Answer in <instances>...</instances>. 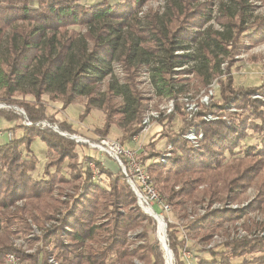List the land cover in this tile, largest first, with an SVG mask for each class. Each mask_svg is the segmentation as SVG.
<instances>
[{"label": "trees", "instance_id": "16d2710c", "mask_svg": "<svg viewBox=\"0 0 264 264\" xmlns=\"http://www.w3.org/2000/svg\"><path fill=\"white\" fill-rule=\"evenodd\" d=\"M148 1L0 0V104L8 107L0 109V118L15 124L10 129L13 139L5 145L0 140V264H8L7 255L26 264H50V258L56 264H134V258L164 264L160 243L148 239L147 226L156 229L155 220L138 206L120 170L112 172L90 156L81 158L78 149L87 145L71 138L78 131L56 113L50 114L43 100L49 95L65 110L83 98L81 120L94 109L104 114L103 127L95 130L100 138L108 137L117 117L123 118L126 126L120 142L125 146L141 133L150 109L136 83L146 72L155 97L174 102L168 121L178 114L183 122L177 132L166 135L172 151L165 164L159 161L162 153L155 150L154 141L141 155L160 196L186 217L192 205L236 201L240 187L255 183L258 195L250 208L259 209L263 217L245 227L264 230V100L250 95L259 92L264 98V84L236 88L232 66L225 61H232L239 45L246 46L243 39L251 47L264 42V17L257 18L254 12L255 1L264 4V0L221 3L223 30L210 27L201 32L188 29L210 23V1L170 0L164 12L143 17L138 8ZM180 74L193 75L206 95L214 82L220 86L219 96L201 104L192 121L180 102L190 97V80ZM16 95L32 96L33 101H16ZM208 114L217 119H203ZM193 126L203 134L197 147L184 138ZM251 134H258L260 141L247 145ZM36 139L47 146L38 178L32 176L39 163L31 149ZM90 164L99 167L105 186L93 182ZM19 201L25 205L11 211ZM243 212L209 210L186 226L208 252L200 264H232L236 259L264 264V237L227 238L219 250L206 249L213 235ZM136 228L143 230L139 239L145 241L132 248L127 234ZM180 232L168 223L175 264H182L181 249L186 247ZM15 238L25 240L27 249L16 247Z\"/></svg>", "mask_w": 264, "mask_h": 264}, {"label": "rangeland", "instance_id": "374dc122", "mask_svg": "<svg viewBox=\"0 0 264 264\" xmlns=\"http://www.w3.org/2000/svg\"><path fill=\"white\" fill-rule=\"evenodd\" d=\"M83 1L86 4H97V3H101L104 0H83ZM110 1L112 3H116L117 1H120V0H110ZM169 1L170 0H149L148 2L142 4L138 8V11L140 14H142L141 16L143 17L150 13H154L155 11L164 12L166 6H168L169 4ZM207 1H210L212 5L210 7V11H212V13H210V16H212V20L210 21L209 24L205 23L204 25L200 27L192 26L188 30L192 32H195V31L201 32L210 27L214 30H223V28H221L220 26L221 20H219L220 18L219 8H220L221 3L227 4V0H198L197 2H195V4H201ZM254 5H255L254 7L255 16L257 18L264 17V4L262 2L255 1ZM248 25H249L248 27L250 28L249 29L247 27L248 30H250L249 32H252L251 27L253 25V22L249 21ZM75 29L80 30L79 27H75ZM243 42H244V45L246 44V46L243 47L239 45L237 47L238 50L236 54L234 55L232 61L225 60L226 64L229 63V65L231 64L232 66L231 73L234 79L235 87L236 88H248V87L253 88V87L261 86L264 84V42L254 47L250 46V43L248 42V40L243 39ZM116 71H117V74L120 76V78L123 77V70L121 69L120 66H116ZM185 75L187 74H184V75L180 74L179 76L183 77ZM187 76L191 84L188 87V90H189L188 94H190L189 98L191 100L190 103L191 102L193 104L196 103L199 108L198 111H200L202 107L201 104H203L202 102H204L205 104V101H206L205 91L202 90V86L199 84V81L193 75H187ZM146 78H148V72H146L144 74V77H142L141 79L139 77L140 83H138V80L136 81L138 90L141 92L146 102H149L150 108L152 109L154 108L156 110H160V107L166 108L168 106L167 104H169L170 101L161 100L159 98H156ZM105 87H106V84L102 86V89H105ZM219 90H220L219 84L215 85V87L213 88V94L211 96H216V97L219 96ZM250 95L253 99H263L264 100V98L259 92H253ZM209 99H210V96L208 100ZM15 100L19 102H32L33 97L32 96L23 97L22 95H16ZM43 100L45 104L48 105L50 114L56 113L57 118L59 120L67 122L75 130L78 131L79 135L76 137L84 138L90 141H94L96 138H100L95 133V130L101 129L104 125V114L101 110L94 109L84 120H81V116L84 112V104H83L84 99L83 98H80L78 101L70 105L65 110L63 109V106L61 103L52 102L50 100L49 95H44ZM180 102L184 104V108L186 109L185 98L182 99ZM0 106H1L0 109H8V107L5 104H0ZM12 108L13 110H16L17 107L12 106ZM233 110L234 109H232V111ZM166 115L167 114H164V116H161L160 119L154 122L150 130L146 132V135L145 136L142 135L135 144L132 143V144L125 145L126 148L137 151L138 153H142L148 150L147 145L150 143V141H154L155 150L163 153L166 147L170 144L167 141L166 135L167 134L170 135L172 132H177L183 125L182 119L180 118L178 114H175L173 119L170 122L166 118ZM208 115H211V114H208ZM213 119H217V117L213 116ZM116 122H117L116 125H114L111 128V131L106 139H110L111 141H118L123 136V132L125 129L124 127L126 126V121L123 120V118L121 117H117ZM14 127H15V124L13 122H8L0 118V131H3L1 133L2 135L0 136L2 145H5L10 141L8 137L11 134L10 129H14ZM55 130L57 131L59 129L55 128ZM59 133H61L64 136L65 134H68V133H62L61 131ZM163 133L165 134L166 137L162 136ZM258 141H260L258 134H255V135L251 134L250 138H248L245 143L247 145H250V144L254 145ZM86 145L87 146L85 148L78 149L79 156H81L82 158L83 156L86 155V156H90L95 159H98V161L102 164V166L104 165L103 167L106 168L104 164L106 162L105 161L106 157L100 151L96 149H92L88 144ZM31 149L39 161L37 169L34 172V174H32V176L38 178V177H41L43 174V170H44V166H45L46 158H47V146L40 139H36L33 142ZM232 158L233 157L228 155L227 161H231ZM150 162L151 161H149L148 164ZM113 166L115 168L114 171L118 172L119 171L118 166L116 164ZM64 172L66 174H69L70 172L67 165L64 166ZM256 187L257 186L255 183L247 186L246 188L240 187L236 193V195H238V200L236 201L228 200L227 202L219 203L216 206H214L215 204H213L209 207L208 201L205 200L203 204L202 203L198 204L195 207L192 205L188 208L189 210H188L186 217H183V213H177L173 209H172V212L170 213H166L162 211L161 208L158 206H154V209L159 215H161L164 218V221L167 223V225L168 223H170V224H175L177 226L178 225L185 226V228L186 226H188L189 223L195 221L197 217L204 216L209 210L228 209V210L241 211V212L245 211L243 212V216L241 218L230 220L228 223H225L222 230L217 231L218 233H215L213 235L211 242L208 245H206V249H208L210 246H213L212 249L219 250L220 247L218 246H222V243L226 241L227 238H229V240L236 239V238H232L233 233L236 232L237 233L236 235L238 234L249 235L250 233H252L254 230L252 231L250 228L247 229L245 226L246 225L248 226L251 222L254 221V219L260 220L261 217H263L259 209L250 208L251 204H253L257 200L258 192H257ZM67 189L71 190L70 191L71 194L75 193V191L72 190L73 189L72 187H67ZM58 196L59 194L56 192L55 198H58ZM64 199L68 200L69 198L66 197ZM24 205H25V201H19L16 203V206L11 207L10 210L14 211L16 207L17 208L23 207ZM200 209H202V211H200ZM141 210L144 212V209H141ZM158 223L160 224V226L158 225ZM158 223L155 221L156 229H154L153 225L147 226L148 236H149L148 239L151 243L160 241L162 244V241L164 242V238H162L163 240L161 241L160 235H159L161 223L159 221ZM239 228L240 230H238ZM255 231H258V230H255ZM37 234H39L38 231L36 232L35 235ZM141 234H143V230L140 228H136L135 230L128 232L127 234L128 242L132 248L133 247L136 248L138 245L143 244L142 242L143 239L141 238L139 239V235ZM185 234L190 240L189 241V247H190L189 252L191 255V260L193 262H196L197 264H200V261L203 258L209 257L208 252L203 250V246L199 243V240L197 238H193L191 234H189L188 231H186ZM167 235H168V226H167ZM218 236H220L222 240H219ZM179 237L183 238V235L181 232H180ZM13 243L16 247L22 248L23 250L27 249L29 245L25 240L21 238H18V239L15 238L13 240ZM161 249H162V246H161ZM29 252H34V251H29ZM183 252L184 250L181 249L180 259L182 261V264H187L188 258L183 255ZM163 254H164L163 255L164 264H166L168 263V261L166 259L165 253ZM172 257L174 258L173 254H172ZM248 259H250V257H248ZM132 262L134 264H144L142 261H140L137 258H134ZM242 262H243V259H236L233 261L232 264H242ZM18 264H26V263H22L20 261ZM39 264H42V263H39ZM128 264H131V263H128ZM173 264H175V258H174Z\"/></svg>", "mask_w": 264, "mask_h": 264}, {"label": "built area", "instance_id": "2783aa9c", "mask_svg": "<svg viewBox=\"0 0 264 264\" xmlns=\"http://www.w3.org/2000/svg\"><path fill=\"white\" fill-rule=\"evenodd\" d=\"M215 85H218L217 82L211 86V89L209 90V95H205L206 96L205 104L209 103L208 98L213 94V88L215 87ZM190 101H191L190 98H185V102H186L185 111L187 114L188 121L194 120L195 116L199 113L198 105L196 103L194 104L192 102L190 103ZM202 103L204 104V102ZM167 105L168 106L166 108L160 107V110L165 112L164 114L168 115L174 111V102L170 101V103ZM160 117H161L160 112H158L154 108L153 109L150 108L143 119V123H142L143 129L139 135L134 136L133 144H135L142 135L145 136L146 132L150 130L154 122L160 119ZM203 119L212 120L213 116L207 115L204 116ZM1 135L2 134L0 133V136ZM65 136H68V134H65ZM8 137L9 140L13 139L12 134H10ZM71 138L78 143L88 144L92 149H96L100 151L106 158L110 159L118 166L121 174L124 176L127 183L131 186L133 192L135 193L137 197V204L141 209H144L146 211L149 208L154 209V206H158L161 208L162 211L166 213L172 212V207L165 201L164 198L160 196L157 188L154 185V181L150 177L147 168L144 165V162L141 158L143 152L138 153L137 151L126 148V146L121 144L120 140L111 141L110 139H106V138H96L94 141H90L84 138H78L76 136H71ZM184 138L194 147H197L199 141L203 139V134L197 132L196 127L193 126L184 136ZM171 151H172V144H169L159 158L160 163L165 164L167 162L168 158L171 157ZM90 169L92 171L93 182L98 185L105 186V179L101 174L99 167H97L94 164H90ZM216 205L218 204H215L214 206ZM200 211H202V209H200ZM178 229L181 231L183 235L182 239L186 241V247H184L183 249L184 250L183 255L188 258L187 264H197L196 262H193L191 260V255L189 252L190 240L185 234L186 233L185 226L178 225ZM238 230H240V228ZM236 234H237L236 232L233 233L232 238L253 240L257 237H264V230L253 231L249 235H245V234L236 235ZM218 239L222 240L220 236H218ZM212 248L213 246H210L208 249H212ZM6 258L8 264H18L20 262V259L13 255H7ZM49 263L56 264L53 258L49 259Z\"/></svg>", "mask_w": 264, "mask_h": 264}, {"label": "bare ground", "instance_id": "6f19581e", "mask_svg": "<svg viewBox=\"0 0 264 264\" xmlns=\"http://www.w3.org/2000/svg\"><path fill=\"white\" fill-rule=\"evenodd\" d=\"M148 211V213H150L154 218H155V220L157 221V223H158V221L161 223V227H160V231H159V235H160V239H161V241L163 240L162 238H164V234H165V221H164V218L161 216V215H159L156 211H155V209H148L147 210ZM158 225L160 226V224L158 223ZM163 229V230H162ZM162 245H164V242L162 241ZM165 253V252H164ZM165 256H166V259H167V261H168V263H169V261H170V256H171V260H172V262L170 263V264H173V257H172V255H169V253L166 255V253H165Z\"/></svg>", "mask_w": 264, "mask_h": 264}, {"label": "water", "instance_id": "95a60500", "mask_svg": "<svg viewBox=\"0 0 264 264\" xmlns=\"http://www.w3.org/2000/svg\"><path fill=\"white\" fill-rule=\"evenodd\" d=\"M16 110L17 111H19V112H21V113H23V114H25L22 110H20V109H18V108H16ZM58 132H60L59 130H57ZM144 212L147 214V215H149L150 217H152L154 220H155V218L150 214V213H148V211L146 210H144ZM156 221V220H155ZM157 222V221H156ZM167 223L165 222V234H164V245H162L161 244V242H160V244H161V246H162V249L164 250V252L166 253V255L169 253V255H172L173 254V251L170 249V247H169V245H168V243H167V241H168V235H167ZM173 256H174V254H173ZM170 258V261H169V264L172 262V260H171V256L169 257ZM168 264V263H167Z\"/></svg>", "mask_w": 264, "mask_h": 264}, {"label": "crops", "instance_id": "0c3cea01", "mask_svg": "<svg viewBox=\"0 0 264 264\" xmlns=\"http://www.w3.org/2000/svg\"><path fill=\"white\" fill-rule=\"evenodd\" d=\"M1 143H2V142H1ZM105 161H106V162H105L104 164H105L106 168H107L108 170L112 171V172H115V171H114L115 168H114V166H113V165H115V164H114L110 159H108V158H106Z\"/></svg>", "mask_w": 264, "mask_h": 264}]
</instances>
